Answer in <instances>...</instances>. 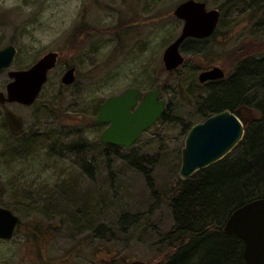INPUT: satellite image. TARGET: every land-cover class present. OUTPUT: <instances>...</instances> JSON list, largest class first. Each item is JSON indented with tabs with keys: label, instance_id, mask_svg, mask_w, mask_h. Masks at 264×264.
Wrapping results in <instances>:
<instances>
[{
	"label": "rangeland",
	"instance_id": "1",
	"mask_svg": "<svg viewBox=\"0 0 264 264\" xmlns=\"http://www.w3.org/2000/svg\"><path fill=\"white\" fill-rule=\"evenodd\" d=\"M184 1L0 0V50L16 48L13 70L59 53L39 100L11 107L23 136H11L0 108V205L20 219L15 237L0 239V264H158L186 136L206 120L199 74L216 66L234 75L242 60L264 56V0H199L221 8L222 24L205 43L185 42V65L167 72ZM73 67L76 81L65 86ZM130 88L141 99L160 89L167 118L107 156L99 107Z\"/></svg>",
	"mask_w": 264,
	"mask_h": 264
},
{
	"label": "water",
	"instance_id": "2",
	"mask_svg": "<svg viewBox=\"0 0 264 264\" xmlns=\"http://www.w3.org/2000/svg\"><path fill=\"white\" fill-rule=\"evenodd\" d=\"M174 15L184 21L181 34L163 54L166 71L179 69L185 62L181 48L190 38L207 39L215 32L220 11L209 10L205 2L187 0L179 4ZM17 50L8 45L0 50V74L11 68ZM59 54L50 52L28 69L10 72L12 82L7 96L0 94V102L19 103L30 106L40 96L48 81L49 73L57 66ZM225 72L220 67L201 72L200 83L221 80ZM62 84L70 86L76 81V69L70 68L62 78ZM139 89H128L120 96H112L100 105L96 123L109 127L102 133L104 144L129 149L153 127L165 114L166 101L160 100L161 90L147 93L139 102ZM1 97H4L3 99ZM249 113L253 114L249 110ZM6 121L14 135L23 132V119L14 111L5 108ZM237 114L224 110L194 125L187 134L182 149V166L179 177L191 178L227 157L244 139L245 124ZM20 226V219L10 209L0 207V239L11 240ZM223 233L236 236L244 242V258L247 264H264V198L249 202L234 210L223 226ZM129 264H147L133 261Z\"/></svg>",
	"mask_w": 264,
	"mask_h": 264
},
{
	"label": "trees",
	"instance_id": "3",
	"mask_svg": "<svg viewBox=\"0 0 264 264\" xmlns=\"http://www.w3.org/2000/svg\"><path fill=\"white\" fill-rule=\"evenodd\" d=\"M202 86L208 97L199 112L207 119L230 110L248 121L246 135L227 158L180 183L171 202L174 226L156 244L158 264H247L244 242L222 229L234 210L264 198V56L246 58L234 75ZM119 153V147L107 145V156Z\"/></svg>",
	"mask_w": 264,
	"mask_h": 264
},
{
	"label": "flooded vegetation",
	"instance_id": "4",
	"mask_svg": "<svg viewBox=\"0 0 264 264\" xmlns=\"http://www.w3.org/2000/svg\"><path fill=\"white\" fill-rule=\"evenodd\" d=\"M189 40H191V39H189ZM194 41H196V40H198V39H193ZM188 41V40H187ZM203 41V40H202ZM3 49V48H2ZM12 71H15V70H13L12 69V67L11 68H9V69H7V70H5L4 72H2L1 74H0V77L1 76H5V75H7V77H8V79H5L4 81H3V85L2 86H0V94H4L5 96H7V88H8V85L12 82V79L10 78V72H12ZM213 82V81H212ZM138 89V88H137ZM139 91H140V89H139ZM122 95V94H121ZM141 95H142V93H141V91H140V93H139V97H138V100H139V102H141L142 101V99L144 98H142L141 99ZM118 96H120V95H118ZM2 99L4 98V97H1ZM160 99H162V94H161V96H160ZM15 104H17V105H21V106H25V105H22V104H19V103H9L8 101H4V103H1L0 102V108L2 109V111H3V115H4V119H5V122H6V125H7V127H8V130H9V132H10V134H11V136L12 137H15V138H18V137H21V136H23L24 135V131H25V121H24V119H23V117H22V119H23V132L22 133H20V134H18V135H14L12 132H11V129H10V127H9V125H8V123H7V121H6V116H5V108H7V109H9V110H12L11 109V107L13 106V105H15ZM29 107V106H28ZM13 111V110H12ZM15 112V111H14ZM16 113V112H15ZM19 115V114H18ZM96 123V122H95ZM96 124H98L99 125V123H96ZM100 125H103V126H105V129H104V131L109 127V125H106V124H100ZM156 126V125H155ZM154 126V127H155ZM103 131V132H104ZM102 132V133H103ZM102 135V134H101ZM100 139H101V136H100ZM104 145H109V144H104ZM111 146V145H110Z\"/></svg>",
	"mask_w": 264,
	"mask_h": 264
}]
</instances>
